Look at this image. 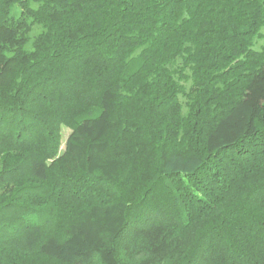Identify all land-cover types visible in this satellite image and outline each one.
<instances>
[{"label":"trees","instance_id":"16d2710c","mask_svg":"<svg viewBox=\"0 0 264 264\" xmlns=\"http://www.w3.org/2000/svg\"><path fill=\"white\" fill-rule=\"evenodd\" d=\"M263 30L264 0H0V264H264Z\"/></svg>","mask_w":264,"mask_h":264},{"label":"rangeland","instance_id":"374dc122","mask_svg":"<svg viewBox=\"0 0 264 264\" xmlns=\"http://www.w3.org/2000/svg\"><path fill=\"white\" fill-rule=\"evenodd\" d=\"M41 30L40 26L38 25H34L33 28H32V31L30 33V36L33 37L34 35H36L39 31ZM264 32V30H263ZM264 43V39L260 40L257 42V46H259L260 44H263ZM30 47V45H28V48ZM62 145H61V149L63 148L64 146V141L66 139V136L68 135L69 133V129L66 128V127H62Z\"/></svg>","mask_w":264,"mask_h":264}]
</instances>
